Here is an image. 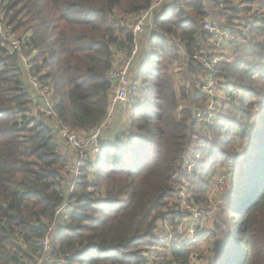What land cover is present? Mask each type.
Listing matches in <instances>:
<instances>
[{"label":"trees","instance_id":"trees-1","mask_svg":"<svg viewBox=\"0 0 264 264\" xmlns=\"http://www.w3.org/2000/svg\"><path fill=\"white\" fill-rule=\"evenodd\" d=\"M152 1L6 0L3 28L18 36L28 61L27 66L21 63L0 32V264H36L39 243L57 208L66 202L50 244L51 259L68 255L66 264H190V248L200 235L182 240L174 235L168 241L158 231V223L166 220L175 228L176 217H182L179 202L173 210L169 202L184 179L192 178L193 187L198 186L197 180L220 154L225 160L216 138H249L251 150L264 138V108L260 118L250 115L255 90L264 98V17L222 0L233 20L246 18L237 35L223 24L227 15L217 14L223 27L209 22L233 37L232 52L221 59L201 52L211 42L204 30L209 16L205 1L180 0L179 5L156 10L149 52L138 66V91L127 99L132 109L128 129L101 144L93 161L88 156L82 162L71 194L58 187L68 164L57 133L88 134L102 123L108 111V75L116 56L123 53L127 58L134 45L132 24L126 20L146 11ZM243 2L248 10L251 1ZM213 58L219 61L210 70L204 68ZM178 60L185 65V86L179 94L185 100L190 95L179 119V100L169 75ZM208 77L216 82L221 100L205 92ZM30 79L52 101L55 116L50 120H43L40 112L32 117L36 106ZM211 103L217 110L209 123ZM208 130L210 142L204 136ZM259 147V152L264 150V145ZM257 163L264 172V160L255 156L226 193L222 224H216L226 232L210 264H264V175L256 182L251 175ZM199 191L198 186L190 192ZM194 199L202 201V196ZM242 216L245 219L238 220ZM232 217L233 232L240 223L239 237L245 240L227 256L231 232L226 228Z\"/></svg>","mask_w":264,"mask_h":264},{"label":"rangeland","instance_id":"rangeland-1","mask_svg":"<svg viewBox=\"0 0 264 264\" xmlns=\"http://www.w3.org/2000/svg\"><path fill=\"white\" fill-rule=\"evenodd\" d=\"M217 1L218 0H207V2L210 3L208 6L210 7L211 10H214L216 14L227 15V19H226L227 22L223 24H226L230 26L233 30H236L234 32H237L235 33L237 35L239 32L237 30L238 28L239 29L242 28L240 24H242V22L245 21L246 15L245 17H243L242 15H239L237 20H233L234 18L233 12H230L228 7H225L226 4H223V3L217 4L216 3ZM231 1L233 2L234 5H238V7L245 10V13L247 14H252L253 16H258L259 18L261 16L264 17V0H250L251 1L250 8L248 10H247V5L245 4V2H243L247 0H243L241 2L238 1L237 3H235L236 0H231ZM5 4H6V0H0V32L4 34L3 37L5 41L8 42L9 40H16L18 36L11 34L7 30H5V28H3L6 20L4 18V13L2 9ZM212 16L214 18V15ZM136 18L137 17H135L134 20H131V18H128L126 22L131 23L133 25L135 23ZM215 21L217 22V25H219L220 27H223L222 23L217 18ZM231 24H236L237 28H233ZM1 28H3L4 31H1ZM245 31H248V30H245ZM255 41L256 40H254V42ZM228 45H229L228 49H225L226 46L223 48H216V46H214V44L212 43L211 49H214L213 56L220 57L221 59L227 58L228 54L231 53L232 49L234 48V44H228ZM122 59H120V61ZM134 59H133V62H134ZM120 61L117 62V65L115 68L119 66ZM133 73L134 72L132 71L130 67L127 76L128 77L132 76L131 78L134 79L133 77H135V75H132ZM178 81L179 79L174 76L175 85H177ZM136 82L138 83V81ZM256 86L258 87L259 84H257ZM216 87L217 86L215 87L213 86V88H211L212 95L214 94V98H217V100H221L223 95ZM137 91H138V87L136 89H132L129 97L135 96ZM254 93H256L257 96L254 95V101L252 102L254 106H252L251 108L252 112L250 115L254 116L257 119V118H260L261 110L264 108V98L259 99L257 89L255 90ZM178 99H179V104L181 107L188 106V102L183 101L180 96H178ZM39 103L41 104V101H39ZM215 103L214 104L211 103L209 105V115H208L209 123L212 122L213 118L216 115L217 107ZM200 114L202 113H199L197 117H200ZM43 120H50V118L43 117ZM124 122L127 123V120H125ZM52 124L53 123L49 122V125H52ZM245 124H247V122H245ZM204 134L208 142H210L211 132H209V130L204 131ZM215 134L217 135L218 133H215ZM212 135H213V132H212ZM215 140L217 141V147L222 149V153H223L222 157H225V160H221V154H220L219 157L214 161V163L209 166V168L207 169V172L205 174H202L199 180H197L200 190H203V191H199V193L196 195L202 196V201L195 200L194 196L196 195H193L190 192V191H193V189L198 188V186L193 187V185L191 184L190 180H192V178L184 179L182 181V184L178 187V190L175 195L176 197H174V199L170 201L168 205V208L173 210V208L175 209L174 202L175 201L179 202L178 206L180 208L179 211L183 213L182 217H176L175 219L176 227L175 228H172L169 222L166 220H164V222L162 221L158 223V231H161L164 234H166L164 236H167L168 241H170V239L173 240L174 235H180V240L184 238L192 239L191 235L189 234L190 227L193 228V231H194L193 236L200 235V239L196 240V243H195L196 245L190 248V250L192 251L191 258H190L191 259L190 264H210V261L212 262V259L215 258L214 251L216 248H219L221 246L223 242L224 234L226 232L224 227L217 230V227H219L218 225L222 224V220L219 218V216L221 217V213L223 211L222 204L225 200L226 193L232 190L233 181L236 177V174L242 168L245 167V164H248L252 158H255V156L257 158L259 157V160L260 159L264 160V150L259 152V149H260L259 146L264 145V138L262 136H260V140L259 142H257L258 148H255L254 150H251V145H248L251 142L249 141L250 140L249 138H247V140L245 141L238 136L233 137L232 134H229V135L226 134L222 138H216ZM100 144H101V140H100ZM196 158H200V156H196ZM90 160L93 161L94 159L90 158ZM187 171L188 172L191 171V166L187 167ZM251 175L255 179V182L258 180V176L264 175V172L261 170L260 163H257L255 164V166H253ZM251 186L254 188L255 183H252ZM175 198H177V200ZM239 219L240 221H243L245 219V216L238 217V220ZM229 221H230L229 226H228L229 229L228 228L226 229L229 230L231 233H230V236H228V238L226 239L227 245H230L227 248V256H230L233 253V250L238 248V245L240 243H243L245 240V237H239V233H241L240 223H239V227L236 228V230L233 232L234 230L233 225L236 221V218L234 219L232 217L231 220L229 218ZM176 228H177L178 233L176 232ZM208 231H209V235L206 234V232ZM214 232H216V235L214 234ZM210 233H213V234L211 235ZM256 241L257 239L253 238L252 242H256ZM34 248L36 249V247ZM145 252L146 251H144L143 253L144 256H146ZM154 254H156V252H154Z\"/></svg>","mask_w":264,"mask_h":264},{"label":"built area","instance_id":"built-area-1","mask_svg":"<svg viewBox=\"0 0 264 264\" xmlns=\"http://www.w3.org/2000/svg\"><path fill=\"white\" fill-rule=\"evenodd\" d=\"M162 2L163 0H153L151 6L146 11H143L139 15H137L135 23L131 26V32L134 38L143 33V31H145V29L147 28H149V30L153 29L151 19L157 8L161 6ZM204 30L210 34L211 39L217 42V45L222 43L229 37V34L222 33L218 27L212 26L209 22H205ZM22 46V43L19 42L17 39L8 41V47L10 51L17 52L21 63L24 66H27L28 59L22 53ZM137 52L138 46L136 45V43H134L133 47L128 53V57L122 59L120 61L119 66L108 75V106L110 107V109H114L125 104L131 93V90L137 88L136 82H130L127 76ZM218 61V58H213L212 62L203 63L204 68L210 70L212 69V64H215ZM29 83L33 91L32 98L37 100V103L35 104L36 111L32 112V117L35 118L36 114L40 112L41 116L43 117L53 118L55 116V112L53 111V105L49 97L43 91L40 90L37 82L34 79H30ZM215 84L216 82L213 80V78L208 77L205 91H207L211 97L213 96L211 88H213ZM39 101H41V104L39 103ZM110 120V114H107L102 123L88 134H80L77 132L67 131L60 132L63 140L65 141L66 145L75 157V163L70 168L71 177L67 179L68 182H66L65 179H60L58 181V187L64 190L66 196L71 194L74 188L76 187V181L79 177V170L82 162L87 159L88 156L92 159L99 156L101 149L100 139L102 136V132L104 131V129L108 128L111 123ZM67 204L68 202L57 208L55 212L56 219L54 220V222L48 225L45 236L39 243L40 255L36 264H66V259L68 258V255L63 258L51 259L49 257V252L51 241L55 237L56 227L59 222V218L63 213H65L67 209ZM189 234L191 235V238L194 237V231L192 227H190L189 229Z\"/></svg>","mask_w":264,"mask_h":264},{"label":"crops","instance_id":"crops-1","mask_svg":"<svg viewBox=\"0 0 264 264\" xmlns=\"http://www.w3.org/2000/svg\"><path fill=\"white\" fill-rule=\"evenodd\" d=\"M179 1L180 0H163L161 7L164 5H165V7L170 6V5H179V3H178ZM204 1L208 7L207 13L209 15L205 21L212 23L213 21L216 20L217 14L214 12V10H211L210 7L208 6L210 3H208L207 0H204ZM238 1L241 2L243 0H236L235 3H237ZM220 2L223 3L222 0H220ZM156 13L157 12L155 11L153 16H152L151 22H152ZM212 15H214V18ZM135 17H137V16L135 15V16L130 17V18H131V20H134ZM220 31L224 34H229V37L225 41H223L222 43H220L218 45L216 44L217 42H215V40L211 39L210 43L202 46V50H201L202 53L213 54L214 49H211L212 43L214 44V46H217L216 48H223L226 46L225 49H228V46H229L228 44H231L230 42L233 39L231 32L228 29H223V30L220 29ZM149 32H150V30H149V28H147V29H145V31H143V33H141L139 36H137L134 39V43H136V45L138 46L139 51H138V54L135 57L134 62L131 66V69L134 72L132 75H135V77H133L134 79L131 78L132 76L128 77V80L130 82H132V81L136 82L139 62L145 61L146 56L149 52V48H148V39H149L148 35L150 34ZM221 41H218V42H221ZM122 58H123V53L116 56L115 65L112 68L113 70H115L117 62L120 61V59H122ZM184 73H185V65L183 63V60H178V61L174 62L169 67V75L171 76L173 88L177 94V99H178V96H180V94H179L180 90L185 86ZM174 76L179 79V81L177 82V85H175ZM108 100H109V98H108ZM182 100L186 101V102H188V104H190L189 93H188V97L186 98V100L185 99H182ZM32 102H33V104L37 103V101L34 98H32ZM130 103L127 102V103H125L119 107L114 108V109H110V107L108 106L107 114H110L111 124L108 126V128L104 129V131L102 132V136L100 139L101 144L106 143V142H111L118 134L124 133L128 129L130 116L132 113V109H130ZM187 108H188V106H182L181 107L179 104L176 118L179 119L181 117L182 110L187 109ZM125 120H127V123L124 122ZM46 122L48 123V121H46ZM50 127L55 128L56 126H54V124H52V125H50ZM78 133H80V132H78ZM80 134H83V133H80ZM56 139H57V143L59 144V147H60V152L64 156V158L68 164L67 165L68 170L66 169V172L63 173V174H65L63 179H65L66 182H68L67 179L71 177V171H70L71 169L70 168L75 163V157L72 154V152L70 151V149L68 148V146L66 145L65 141L63 140V138L59 132L57 133Z\"/></svg>","mask_w":264,"mask_h":264}]
</instances>
